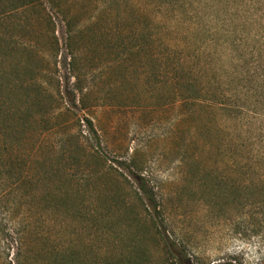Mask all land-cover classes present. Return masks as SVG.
Segmentation results:
<instances>
[{"label": "rangeland", "instance_id": "obj_1", "mask_svg": "<svg viewBox=\"0 0 264 264\" xmlns=\"http://www.w3.org/2000/svg\"><path fill=\"white\" fill-rule=\"evenodd\" d=\"M43 2L3 26L0 264H264V0Z\"/></svg>", "mask_w": 264, "mask_h": 264}, {"label": "trees", "instance_id": "obj_2", "mask_svg": "<svg viewBox=\"0 0 264 264\" xmlns=\"http://www.w3.org/2000/svg\"><path fill=\"white\" fill-rule=\"evenodd\" d=\"M52 2H56L57 0H51ZM45 9V5L43 0H0V65H1V46L2 42L5 38V33L3 32V26L6 25V23L9 21H17V16L21 13H35L38 11V9ZM67 18V17H66ZM68 25H70V28L68 29V38L72 39L75 36V30L73 27H71V23L68 21ZM72 58L75 60L76 55L74 51H71ZM14 77L12 75H8L7 73L0 71V83L4 84V81H6V85L8 86L9 83L14 82ZM32 80V79H31ZM2 87H0V91ZM1 100V97H0ZM2 103H0V114L3 113L2 109ZM86 123L88 126V129L90 133L93 136L94 140H97L98 146H100V137L98 135V132L96 131L93 121L91 119H86ZM10 168L13 171L14 166L11 165ZM25 170L20 171L19 174L11 172L8 176H0V197L7 196L8 194L15 193L19 195L22 199L24 197H28L27 194L23 192L24 184L27 181V175L24 174ZM132 176L135 178V181L138 184L139 191L143 194L147 206L152 210V212L155 214L159 210V205L157 203L155 194L153 191L148 187V185L145 183L143 177L136 175L135 173L132 174ZM156 226L157 223H155ZM31 225H27V228H29ZM21 232V231H20ZM18 256L22 258L24 256V253L22 252L25 241L23 237L18 238ZM17 264H24V261H21L19 258L17 260Z\"/></svg>", "mask_w": 264, "mask_h": 264}]
</instances>
